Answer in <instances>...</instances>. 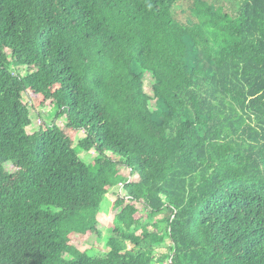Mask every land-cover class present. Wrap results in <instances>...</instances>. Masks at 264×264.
I'll return each instance as SVG.
<instances>
[{
  "label": "trees",
  "instance_id": "1",
  "mask_svg": "<svg viewBox=\"0 0 264 264\" xmlns=\"http://www.w3.org/2000/svg\"><path fill=\"white\" fill-rule=\"evenodd\" d=\"M226 1L0 0V264H264V0Z\"/></svg>",
  "mask_w": 264,
  "mask_h": 264
},
{
  "label": "rangeland",
  "instance_id": "2",
  "mask_svg": "<svg viewBox=\"0 0 264 264\" xmlns=\"http://www.w3.org/2000/svg\"><path fill=\"white\" fill-rule=\"evenodd\" d=\"M226 2H228L230 5L235 4L234 2H232L230 0H227ZM21 72L25 73V70L23 68H21ZM146 81H147L146 91H147V93L150 94V87H151V84L153 83V80L151 79L150 75L146 76ZM27 100H30V99H27ZM31 100L33 103H35L34 98H31ZM150 105L152 106L153 103H151ZM34 109L35 110L32 109V113H33L32 125L28 128L29 133L36 131L38 129V127L41 125V123H43V122L49 123V122L53 121L54 117H55V112H56L54 109L50 110L47 108H34ZM54 123L59 127H63L66 124V119L64 117L60 118V119H55ZM82 138H84V135L79 134L76 137L74 145L77 146L78 141H80ZM77 149L79 150L78 151L79 157L85 163H87V164H93L94 163V160L97 157V152L95 150L85 152V151H82L79 147ZM9 168H12V167H9ZM125 195H126V192H125L122 185L118 184V185L112 187L109 190V193L106 195L105 200L102 203L103 211L108 213L109 209H111L112 204L117 199V197L125 196ZM82 247L85 248L90 255L100 254V253L104 252V250H105L104 241H98L93 236L89 239V242L82 245ZM167 247H169V244H167L163 249H160L158 253H167L168 252ZM163 264H166V263H163Z\"/></svg>",
  "mask_w": 264,
  "mask_h": 264
},
{
  "label": "built area",
  "instance_id": "3",
  "mask_svg": "<svg viewBox=\"0 0 264 264\" xmlns=\"http://www.w3.org/2000/svg\"><path fill=\"white\" fill-rule=\"evenodd\" d=\"M121 185V184H120Z\"/></svg>",
  "mask_w": 264,
  "mask_h": 264
}]
</instances>
